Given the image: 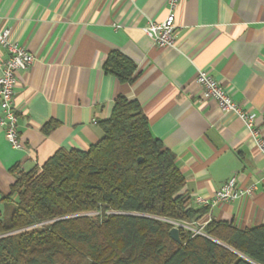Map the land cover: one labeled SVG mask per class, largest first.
Returning <instances> with one entry per match:
<instances>
[{
  "label": "crops",
  "instance_id": "1",
  "mask_svg": "<svg viewBox=\"0 0 264 264\" xmlns=\"http://www.w3.org/2000/svg\"><path fill=\"white\" fill-rule=\"evenodd\" d=\"M166 14L165 0H0V28L34 56L14 88L22 147L13 148L0 128V201L18 171L60 148L96 143L99 122L122 94L139 102L152 135L174 153L188 206L206 207L195 196L210 199L230 177L239 187L256 184L249 196L207 206L196 226L264 224V156L242 121L220 111L194 80L206 70L254 115L264 136V0H180L175 47L161 48L142 28ZM111 51L135 63L132 82L104 72Z\"/></svg>",
  "mask_w": 264,
  "mask_h": 264
},
{
  "label": "trees",
  "instance_id": "2",
  "mask_svg": "<svg viewBox=\"0 0 264 264\" xmlns=\"http://www.w3.org/2000/svg\"><path fill=\"white\" fill-rule=\"evenodd\" d=\"M102 67L120 82L136 76L118 51ZM99 124L86 150L60 148L18 171L0 201V264H264V224L209 220L171 238V221L195 222L208 207L188 206L175 155L137 100L118 94Z\"/></svg>",
  "mask_w": 264,
  "mask_h": 264
},
{
  "label": "built area",
  "instance_id": "3",
  "mask_svg": "<svg viewBox=\"0 0 264 264\" xmlns=\"http://www.w3.org/2000/svg\"><path fill=\"white\" fill-rule=\"evenodd\" d=\"M180 0H165L167 14L162 21L149 20L142 30L153 43L161 48L175 47V8ZM0 47L5 49L6 56L0 58V128L3 130L6 141L13 148H21L22 142L19 136V115L14 103V88L17 73L29 66L34 56L23 45L12 40L10 29L0 28ZM200 86L203 96L215 101L218 109L239 118L250 137L254 141L259 152L264 156V136L255 122L254 115L241 104L232 99L225 88L212 75L204 69H198L194 78ZM256 184L239 187L235 184V178L230 177L224 182L210 198L195 196V201L204 206H214L220 202H232L253 194ZM173 227L181 226L195 233H200L206 222L196 226L195 222L171 221Z\"/></svg>",
  "mask_w": 264,
  "mask_h": 264
},
{
  "label": "water",
  "instance_id": "4",
  "mask_svg": "<svg viewBox=\"0 0 264 264\" xmlns=\"http://www.w3.org/2000/svg\"><path fill=\"white\" fill-rule=\"evenodd\" d=\"M169 234H170L171 238H173V239L176 240V241H179V236H178V229H177V227H172V228L169 230Z\"/></svg>",
  "mask_w": 264,
  "mask_h": 264
},
{
  "label": "rangeland",
  "instance_id": "5",
  "mask_svg": "<svg viewBox=\"0 0 264 264\" xmlns=\"http://www.w3.org/2000/svg\"><path fill=\"white\" fill-rule=\"evenodd\" d=\"M2 205H3V204H2V203H0V210L2 209Z\"/></svg>",
  "mask_w": 264,
  "mask_h": 264
}]
</instances>
